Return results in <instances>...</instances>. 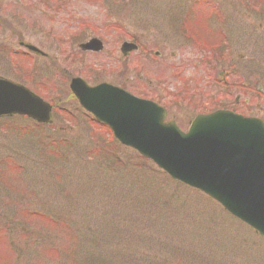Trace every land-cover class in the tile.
I'll use <instances>...</instances> for the list:
<instances>
[{
    "label": "rangeland",
    "instance_id": "obj_1",
    "mask_svg": "<svg viewBox=\"0 0 264 264\" xmlns=\"http://www.w3.org/2000/svg\"><path fill=\"white\" fill-rule=\"evenodd\" d=\"M193 1L0 2V31L19 32L44 46L47 55L35 56V71L30 72L35 79L37 72L47 77V84L23 80L55 106L52 122L41 127L22 116L1 118L0 264H264V238L214 201L170 180L151 162L149 168H139L129 159L135 152L109 143L106 131L69 93L75 76L90 85L105 81L126 86L141 97H157L149 92L153 85L161 86L178 93L176 105L161 100L169 110L167 119L186 130L194 108L181 96L186 91L171 83L167 66L187 60V93L203 90L205 69L193 67L202 53L181 44L180 29L173 32L191 20L182 8ZM205 2L224 17L221 65L225 69L236 64L239 85L246 77L253 82L251 109L235 108L264 120V23L258 24L264 18V0H200V6ZM198 7L201 16L205 9ZM237 16L247 19H234ZM6 20L8 25H2ZM200 21L206 26L208 17ZM244 21H251L252 29L239 28ZM90 37L99 38L103 49L82 52L79 43ZM16 41L13 35V48L18 47ZM122 41H136L140 48L124 57L119 51ZM10 78L21 81L14 73ZM238 93L222 88L220 105L228 106ZM119 161L128 162V169H121Z\"/></svg>",
    "mask_w": 264,
    "mask_h": 264
},
{
    "label": "water",
    "instance_id": "obj_2",
    "mask_svg": "<svg viewBox=\"0 0 264 264\" xmlns=\"http://www.w3.org/2000/svg\"><path fill=\"white\" fill-rule=\"evenodd\" d=\"M98 51L93 38L81 45ZM137 47L123 42L127 55ZM69 88L80 106L107 125L123 145L150 159L169 177L198 189L264 236V123L217 110L197 115L186 132L156 103L108 83L89 86L80 77ZM51 107L26 88L0 79V116L25 114L50 122Z\"/></svg>",
    "mask_w": 264,
    "mask_h": 264
},
{
    "label": "flooded vegetation",
    "instance_id": "obj_3",
    "mask_svg": "<svg viewBox=\"0 0 264 264\" xmlns=\"http://www.w3.org/2000/svg\"><path fill=\"white\" fill-rule=\"evenodd\" d=\"M3 0H0V2ZM224 17L220 16V15H215L213 17H209L208 18V23L206 26H204V29L202 30L201 33H193L194 36L197 35H201L200 36V40L198 42V45L196 44V42L193 41V39H199V37H190L191 34L189 32H187L185 30V27L182 25L181 27H177L175 29L181 28L178 33L181 36L183 42L181 44H184L185 47L186 45H191L190 44V40H192V48L197 51V52H201V58L197 61V63L195 64V66H193L194 68L196 67H201V68H208L212 71V68L214 67V71H215V77L212 81V79H210V70H207V74H205L206 79H208V83L207 85L203 86V90H199V92L195 93V92H190L187 93L188 87H186L187 82L189 81V77H186L188 79V81L184 84V88L182 91H186V93H183V98L184 101H187V104H189L190 106H192L194 108V113L195 115L198 113H208L211 112L215 109L221 108L220 103H221V97H222V88L223 87H229V85H227L226 80L229 79L230 83H237L238 78L235 77V72H237L235 70V66L236 64H234L235 66H230V64L226 65L225 69L224 66L221 65L222 62V45L223 42H220L221 37L219 36H223L226 37L223 31V24H224ZM234 19L241 21L242 19H247V17H242V16H237L234 17ZM260 22L258 23L259 25H261L262 23H264V18L258 19ZM8 21H4V23L2 25L7 26L8 25ZM243 23V21H242ZM244 23H246V25H242L241 27L238 26L241 29H252V24L251 21H244ZM199 27V25L197 23H194L193 27H192V31L195 32V30H197ZM8 29H11V26L8 27ZM204 30H206L204 32ZM7 30L3 29L0 31V62L3 63L0 66V69L6 72H9L8 75L4 76L0 73V77H4L7 79H11L10 78V73H14L17 74L19 78H21L22 83H24V80H27L29 82H31L33 85L36 86H44L47 84V77L45 78L44 75L39 76V72L37 79H35L34 77L36 75L32 74L33 71H35V67L33 66V62L35 61V56L39 57V58H43L44 56L47 55V53H45L44 51V46L42 44L39 43V41H31V40H25L23 39V35L21 33H16V32H6ZM198 31H201L198 29ZM208 34L210 36H213L215 38V43L213 45L211 44H207L206 42H204L202 39L205 37V34ZM16 35V44L17 48H13L12 46V36ZM244 34H242L241 36H243ZM240 36V37H241ZM219 37V38H218ZM218 38V39H217ZM44 40V39H43ZM60 40V39H59ZM123 42V41H122ZM135 43H137L136 41H134ZM206 44V45H205ZM29 45H34L36 47H38L41 51H36L32 48L28 46ZM81 43H79L78 47L82 52H93V51H86V50H82L80 48ZM138 45V44H137ZM247 46H251L252 47V43L251 42H247L246 43ZM42 48V49H41ZM139 45H138V49H139ZM32 50V51H31ZM96 53V52H93ZM111 55V54H110ZM157 55H160V53H158ZM175 53L172 52L171 56L174 57ZM210 56H212L211 60H210ZM205 57V59H204ZM243 58V57H242ZM226 57L224 55L223 60H225ZM209 60V62H208ZM242 60V59H241ZM50 63L53 62V59L51 60V58H49ZM212 61V62H211ZM44 63V62H43ZM245 64L247 67H249L248 65V61H245ZM109 66V65H108ZM237 67V66H236ZM23 68L25 69V72L22 71ZM108 68V67H107ZM168 70H169V78L171 79V83H174V81H176L177 86L176 88L180 87V80L179 78V72L180 70L184 73L185 71L188 72L189 68H190V64L189 62L186 60L185 62L182 61L181 64H179V62H171V64H169L167 66ZM238 68V67H237ZM239 69V68H238ZM240 70V69H239ZM32 73H31V72ZM46 72L44 71V74ZM49 73V70H48ZM72 79V78H71ZM70 79V80H71ZM210 80V81H209ZM241 80V79H240ZM212 81V84H211ZM70 82V81H69ZM25 85V83H24ZM252 86H253V82L252 80H250L248 77H246L245 79V93L243 94L242 92L238 93L235 98L234 101L228 105V107L224 108V109H228V110H233L236 109L235 107L237 106H242V103H244L245 107H247V109H251V99H252ZM126 87V86H124ZM123 87V88H124ZM183 87V86H182ZM236 88V85L234 86ZM126 89V88H125ZM152 89L154 91H152ZM151 91L149 92L150 95L152 93L156 94V98H154L153 96H147L150 98H153L154 101L158 102L157 100L160 99H165L166 104L168 103H173L174 104V92H167V91H163V89H161V86H152ZM198 91V89H197ZM160 94V95H158ZM163 95V96H161ZM245 95V98L241 99V96ZM168 97L165 98V97ZM172 100V101H171ZM176 105V104H175ZM217 106V107H215Z\"/></svg>",
    "mask_w": 264,
    "mask_h": 264
},
{
    "label": "trees",
    "instance_id": "obj_4",
    "mask_svg": "<svg viewBox=\"0 0 264 264\" xmlns=\"http://www.w3.org/2000/svg\"><path fill=\"white\" fill-rule=\"evenodd\" d=\"M103 137H104V135H102ZM106 140L107 141H110L109 143H112L113 145H115V146H118V147H120L119 149L120 150H123V151H127V149H125V147H123V146H120L112 137H111V135H110V133L108 132V131H106ZM106 143V142H105ZM56 145H54V147H55ZM132 157H133V159H131V158H129L131 161H133L139 168L140 167H144V168H149V166H148V160H146V159H144V158H142V157H140L139 155H137L136 153H132V154H130ZM130 162V161H129ZM131 163V162H130ZM127 164H129L128 162H126V163H122L121 161H119V166L120 165H123V166H121V169H123L124 167L125 168H127L128 169V167H127ZM138 173H139V171L137 170V169H135ZM26 212L28 213L29 212V210L28 209H26Z\"/></svg>",
    "mask_w": 264,
    "mask_h": 264
}]
</instances>
